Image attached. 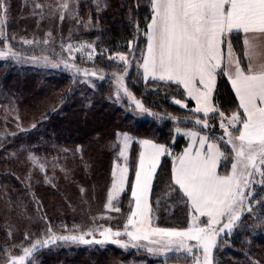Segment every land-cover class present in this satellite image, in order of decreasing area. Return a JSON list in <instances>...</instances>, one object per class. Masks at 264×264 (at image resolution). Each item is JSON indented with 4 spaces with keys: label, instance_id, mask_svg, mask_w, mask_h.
Wrapping results in <instances>:
<instances>
[{
    "label": "trees",
    "instance_id": "1",
    "mask_svg": "<svg viewBox=\"0 0 264 264\" xmlns=\"http://www.w3.org/2000/svg\"><path fill=\"white\" fill-rule=\"evenodd\" d=\"M151 15V0H10L5 21L7 39L13 34L24 38L57 28L55 34L69 36L67 45L74 46L76 40L86 45L83 55H77L72 64L92 68L104 80L93 90L84 86L82 94L78 84L84 83L81 75L69 72L70 68L41 78L29 69L11 71L0 65V131L13 123L23 127L15 137L7 136V132L0 136V264L17 252L12 242H24L20 234L23 227L35 231L44 222L52 225L63 221L68 225L77 221L74 202L82 188L89 194L95 189H101L100 196L106 194L112 163L120 156L118 133L132 138L128 178L117 202L118 216L130 214L139 141L150 140L167 150L151 185V224L164 229L188 228L192 209L172 181L173 158L186 146L187 139L178 137L174 129L182 127L208 135L227 158L229 149L220 141V133L210 130V124L219 128L220 117L224 120L239 115L241 109L221 71L215 93L218 112L207 118L193 111V103L181 86L144 79L140 65ZM231 43L241 65H245L241 35L234 33ZM46 44L50 47L44 48L47 45L40 40L19 50L25 57L67 61L61 43ZM121 56L131 62L125 80L127 90L154 113L148 120L133 124L131 117L110 105L113 80L125 62ZM176 100L185 106H179ZM230 164L227 158L226 169ZM223 165L219 172L225 175ZM256 195L233 228L219 237L213 264H264V201ZM173 259L168 257L165 262Z\"/></svg>",
    "mask_w": 264,
    "mask_h": 264
},
{
    "label": "snow or ice",
    "instance_id": "2",
    "mask_svg": "<svg viewBox=\"0 0 264 264\" xmlns=\"http://www.w3.org/2000/svg\"><path fill=\"white\" fill-rule=\"evenodd\" d=\"M3 7V0H0V8ZM151 8L153 15L147 26V55L142 65L145 78L151 76L182 86L187 95L196 101L197 107L193 111L203 112L205 118L209 111H216L209 105V97L217 70L221 69V47L226 42L225 38H228L231 64L234 55L231 36L234 33L244 34L245 56L249 61L247 69H243L237 60L234 72L225 71L239 100V107L243 109V117L246 118L242 119L236 114L231 117L229 123L233 127L237 122L242 123L236 136L225 128V134L230 137L229 142L233 143L236 162L232 164L230 175H218L216 166L221 153L216 146L209 144L207 155H202L199 149L193 155L189 146L177 158L178 163L172 170V181L187 197L190 208L200 217H207V222L201 226L194 218L184 231L151 227V221L147 218L146 193L159 158L167 150L163 145L154 144L150 140L139 141L143 151L140 153L136 182L132 188L136 209L128 217L123 233L105 228L100 232L103 241L95 243L120 244L119 240L113 238L121 235H127L130 240L148 239L149 235H155L167 238V244H177L179 247H185V240L196 241L197 246L203 247L204 264H212L211 250L217 236L224 228L231 230L235 221L240 219L238 205H242L245 199L244 187L251 183L248 177L253 172L250 170L264 176V63L258 66L252 63L259 46L254 41L264 37V0H151ZM5 55L7 53L0 52V57ZM120 59L127 63L125 57L121 56ZM175 103L185 106L180 100ZM137 107L141 105L137 103ZM196 123L199 124L200 120ZM221 126L224 127L223 124ZM117 135L120 136L119 133ZM188 135L195 137L196 133ZM130 139L127 134L123 135L124 148L120 151L122 157L125 156V148ZM205 139L200 138L201 147ZM113 178V191L109 192V204L106 205L109 208L114 193L124 190L127 168H121L119 175L114 170ZM225 216L228 217V223L217 230L215 225L221 223V218ZM129 226L132 230H129ZM91 234L53 237V240L92 243L84 238ZM31 251L25 249V254L29 255ZM188 251L192 249L188 248ZM23 259H14L11 264H21Z\"/></svg>",
    "mask_w": 264,
    "mask_h": 264
},
{
    "label": "rangeland",
    "instance_id": "3",
    "mask_svg": "<svg viewBox=\"0 0 264 264\" xmlns=\"http://www.w3.org/2000/svg\"><path fill=\"white\" fill-rule=\"evenodd\" d=\"M9 3L10 0H3L4 7L0 8V52L7 53V55L0 57V65H4V67L11 71L17 69H29L41 78L64 72L70 68L69 72L73 71V74L75 73L77 75V73H79L81 75L80 81L84 83L79 81L80 83L78 84L81 88L80 91L82 94L84 86H87L90 89L92 88L91 90H93L94 85H98L103 82L104 76L97 73L94 69L85 66H74L72 64L71 60H74L77 55H83L82 49H84L86 45L82 41L80 42L77 40L73 42L74 46H72V44L67 45L66 40L67 38L69 39V36L67 34L63 35V33L61 35L55 34L54 31L57 32V28H49L41 33L33 32L30 36H25L24 38H22L19 34H13L10 39H7L5 21L7 6ZM77 35H79L78 32ZM40 40L42 41V44L47 45L44 48L50 47V45L46 44L49 42L51 44L61 43L64 48L63 50L66 52L67 61H65V63L50 62L43 59L25 57L24 54H22V50L39 42ZM26 41H31V43H26ZM20 48H22V50H19ZM56 51L57 53L59 52L57 49ZM22 56L24 57L22 58ZM126 60L127 63L124 62L123 69L116 74V77L113 80L112 90L108 99L112 107L119 108L122 115L131 117L130 121L134 124V122H142L152 118L154 113L151 110L146 109L143 104L127 90L125 80L126 75L130 70L131 62L130 59ZM149 79L153 78H145V80ZM137 103L141 105L140 108L137 107ZM182 104L184 105V103ZM178 105L181 106V104ZM230 119L231 118L229 117H224V121L222 123L224 127L221 126V129L218 128V125L216 127L214 124H210V130L215 133L216 131L217 133H220L218 134L220 141L229 149V156L227 158H230L231 164L228 169H226L227 167L225 165L227 162V158H225L226 155H224L222 161V164H224L223 171L227 173L225 175H230L232 173V164L236 162V153L233 151V143L229 142L230 137L225 134V128H227L233 136L239 134L237 131L238 128H242V123L236 124V126L233 127L229 123ZM218 123H220V121H218ZM22 129L23 127L17 126L13 123V125L8 128L6 126L3 128L2 131H0V136H4V132H7V136L15 137L23 131ZM185 131L189 130L182 127H175L174 129V133L178 135V137L185 134ZM123 135L124 134H120V136L117 137V141L120 143V151L121 148H124ZM216 135L217 134H215L214 137H216ZM131 141L132 138L125 148V156L122 157L120 155L119 158L112 163L110 184L105 195L100 196L101 189H95L91 194H89L88 190H84L82 188L80 193L77 194L76 202H74V215L77 217V221H71L68 225H65V222L63 221H60L57 224L53 223L52 225H46L44 222V224L38 227L35 231L30 227H23L20 230V234L21 239H23L24 242L21 245L18 242H12L11 244L17 245V252L11 254L1 264H11L12 260L20 257H24L21 264H70L72 261H81L84 264H155L154 261L158 260L162 261L161 264H204L205 254L203 247L197 246L196 241H184L185 247H179L177 244L169 245L167 244L166 238L154 235H149L148 239L140 240H130L127 235H121L113 238L114 240H119L120 244L113 242L95 243V241H103L104 238L100 235V232H102L105 228H110L113 232L119 231L123 233L125 231L124 226L131 213L127 216L119 217V211L115 210L119 209L117 202L124 190L122 192L114 193L110 208L106 207V205L109 204V192L113 191V171L115 170L117 175H119L121 168H127L128 178L129 168L127 166V159ZM140 149H142L141 145ZM176 156H174L173 162L175 161ZM250 171L253 172V175L248 177L251 183L247 187H244L243 191L245 199L242 205H238L240 217L245 210L249 208V202L256 194H258L259 199L261 198L262 201H264V176H261L255 170ZM125 185L126 180L123 185L124 189ZM249 193L251 195H249ZM130 202H127L126 206H130ZM46 216H48V214L45 212V217ZM190 217L191 220L189 224L194 218L195 222L201 226H204L207 222L206 220L202 222V218L200 216L190 215ZM237 222L238 220L235 221L234 225ZM226 223H228V217H222L221 223L215 225V228L219 230L220 228H223V225ZM55 226H57V228ZM129 230H132L131 226H129ZM229 231V229L224 228V230L220 232L219 236H217L215 246L211 250L212 264L214 251L218 246L219 237ZM88 232H91L92 234L85 235L84 238L85 240L93 241L92 243H80L78 241L72 242L70 240L66 241L61 239L53 240V237L58 238L73 235L80 236ZM121 244H125L127 246L122 247ZM33 245L36 247L33 248ZM188 248H191L192 251L189 252ZM25 249H32V251L29 255H26ZM168 257H175L177 261L176 259H173L175 261L165 262V259ZM48 259H50V263H48Z\"/></svg>",
    "mask_w": 264,
    "mask_h": 264
},
{
    "label": "crops",
    "instance_id": "4",
    "mask_svg": "<svg viewBox=\"0 0 264 264\" xmlns=\"http://www.w3.org/2000/svg\"><path fill=\"white\" fill-rule=\"evenodd\" d=\"M152 15H153V13H152ZM152 15H151V18H152ZM150 23H151V19H150V21H149L148 24H150ZM147 26H148V25H147ZM239 34L241 35V39H242L243 59H244V62H245V65H243V66L241 65V67H242L243 69L246 70L247 67H248L249 61H248L247 57L245 56V46H244V44H243V41H244V38H245V37H244V34H243V33H239ZM227 40H228V38L226 37V38H225V41H226V42H225V43L222 45V47H221V51H222V56H221V69H218V70H217V73H216V80H215V84H214V87H213V91H212V93H211V96L209 97V105H210L212 108H215L216 111H209L208 116H210V115H212V114L218 112V107H217V105H216V103H215V93H216V88H217V78H218L217 74H218V71H221V73L226 77V79L228 80L229 84L231 85V88H232V90H233V93H234V95H235V97H236L235 90H234L233 87H232V84H231V81H230V79H229V76H228V75H225V71H232V72H234L235 61H237V60L239 61V59H238V56H237V54H236V51H235V49H234V47H233V45H232V49H233V53H234V55H233V57H232V63H231V64L229 63V54H228V43H227ZM254 42L257 43L259 46H258L257 49H256L257 56L253 59L252 63H253V66H258L259 64L264 63V37H261L260 40H258V41H254ZM147 44H148V40H147V30H146V45H145V52H144V56H143V59H142L141 65H140V68H141V71H142V74H143L144 77H145V74H144V70H143L142 65H143V62H144V57L147 55ZM148 78H152V77L149 76ZM144 79H145V78H144ZM155 80H159V79H155ZM160 81H161V80H160ZM181 87H182V86H181ZM182 89H183V87H182ZM183 90H184V89H183ZM185 94H186L187 98L190 99V100L192 101V103H193V109H195V108L197 107L196 101L193 100L192 98H190V97L187 95L186 92H185ZM236 99H237V97H236ZM237 101H238V103H239V100H238V99H237ZM240 109H241V114H239V115L236 114V115H237V116H241L242 119H246L245 117H243V109H242V108H240ZM196 113H197V112H196ZM198 114L204 116V113H203V112H199ZM232 116H233V115H232ZM232 116H229V118H231ZM219 121H220V123H219V128H221V124L223 123L224 120H222V118L220 117ZM230 124H231V123H230ZM237 124H241V123H240V122H237ZM231 125H232V124H231ZM230 127H231V126H230ZM184 133H185V134H183V136H185V137L187 138V145H186V146L184 147V149L180 152V154H178V155L176 156V159H175V161L173 162V165H172V170H173V167L178 163L177 158L180 157L181 155H183L184 152H185V150L188 149L189 146H191V148H192V150H193V155L195 154V150H197V149H199V150L201 151V154H202V155H207V153H208V145H209V144H212V145H215L216 148H217V149L219 150V152L221 153V156H220L219 160L217 161L216 172H217L218 175L225 176V175H223V174H221V173L219 172V167H220V165H221V163H222V161H223L224 154H223V152L221 151V148H220L218 142L215 141V140H212V139H211L209 136H207L206 134H202V133H199V132H197V131L189 130V131H185ZM188 133H196V135H195V137H193V136L188 135ZM201 137H205V138H206L203 147H201V144H200V138H201ZM151 142H152V141H151ZM152 143H154V142H152ZM154 144H157V143H154ZM158 145H161V144H158ZM141 151H143V149H140V153H141ZM140 153H139V156H138V161H137V166H136V172H137L138 167H139ZM164 154H165V153H164ZM164 154L161 155L160 158H159V162H158V164H157V166H156V170H155V172H154V174H153V177H152L151 183H150L149 188H148V191H147V193H146V200H147V218H148L149 220H150V202H149V200H150L151 185H152V181H153L154 175H155V173H156V171H157V169H158V167H159V165H160L161 159L163 158ZM136 172H135V177H134L133 185H134L135 182H136ZM176 186H177V185H176ZM177 187H178V186H177ZM132 188H133V186H132ZM131 199H132V204H131V210H130V213L132 214V211H133L134 209H136V201H135V199H134L133 196H132V191H131ZM131 214H130V215H131ZM192 214H193L194 216H199L198 214L195 213L194 209H192ZM201 218H202V217H201ZM203 218L207 221V217H203ZM190 220H191V217H190ZM151 227H154V226H152V224H151ZM162 229H164V228H162ZM186 229H187V228H185V229H171V230L184 231V230H186ZM152 236H153V235H152ZM154 236H155V235H154ZM158 237H159V236H158ZM166 239H167V238H166ZM185 241L189 242L188 240H185ZM170 264H190V263H170Z\"/></svg>",
    "mask_w": 264,
    "mask_h": 264
}]
</instances>
